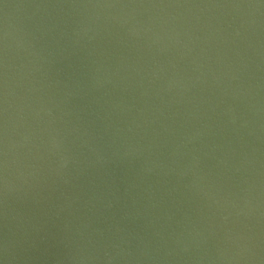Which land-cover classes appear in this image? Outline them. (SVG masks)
I'll return each mask as SVG.
<instances>
[{
    "label": "water",
    "instance_id": "obj_1",
    "mask_svg": "<svg viewBox=\"0 0 264 264\" xmlns=\"http://www.w3.org/2000/svg\"><path fill=\"white\" fill-rule=\"evenodd\" d=\"M0 264H264V0H0Z\"/></svg>",
    "mask_w": 264,
    "mask_h": 264
}]
</instances>
